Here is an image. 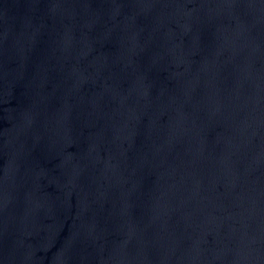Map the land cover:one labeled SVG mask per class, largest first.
Masks as SVG:
<instances>
[{
    "label": "water",
    "instance_id": "1",
    "mask_svg": "<svg viewBox=\"0 0 264 264\" xmlns=\"http://www.w3.org/2000/svg\"><path fill=\"white\" fill-rule=\"evenodd\" d=\"M0 264H264V0H0Z\"/></svg>",
    "mask_w": 264,
    "mask_h": 264
}]
</instances>
